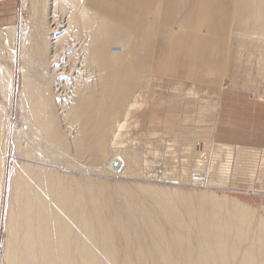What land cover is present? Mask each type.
Instances as JSON below:
<instances>
[{
    "label": "bare ground",
    "instance_id": "bare-ground-1",
    "mask_svg": "<svg viewBox=\"0 0 264 264\" xmlns=\"http://www.w3.org/2000/svg\"><path fill=\"white\" fill-rule=\"evenodd\" d=\"M27 1L35 30L26 40L27 20L22 25L25 69L17 87L12 67L0 65V206L5 182L9 186L1 264H264V206L256 215L250 205L207 190L217 179L210 173L223 170V179L230 164L220 168L204 157H231L234 148L218 141L212 151L203 145L201 154L188 143L164 142L153 155L163 153L162 161L176 163L167 170H177L158 176L151 141H143L166 123L180 138L182 124L198 115L185 107L206 94L215 102L231 79L229 67L233 75L243 70L244 84L256 89L254 100H264V0ZM58 9L67 10L65 16L56 18ZM4 30L0 47L8 44V50L15 33ZM72 33L80 35L71 42L79 45L73 51L79 61L63 55L49 59L54 66L47 68L43 56L51 54L52 61ZM15 96L19 125L11 127L6 112ZM136 96L169 100L179 117H160L161 129L147 137L117 138ZM260 146L252 148L264 155ZM68 153L84 159L83 170L138 182L62 174L64 162L55 154ZM153 178L203 190L142 183Z\"/></svg>",
    "mask_w": 264,
    "mask_h": 264
},
{
    "label": "rangeland",
    "instance_id": "rangeland-1",
    "mask_svg": "<svg viewBox=\"0 0 264 264\" xmlns=\"http://www.w3.org/2000/svg\"><path fill=\"white\" fill-rule=\"evenodd\" d=\"M24 8H26V10ZM12 11H13V13L11 14L12 16L6 20V22L4 24L5 26L1 27L0 29H2L1 32L4 33L5 28L13 27V33H15V43L13 44V48L9 47L8 50H6V49L10 45H8V44L1 45V47H0V65L5 64L8 66L10 65L12 67V69L14 70L15 86L17 87L19 85L21 71L24 68L22 66L24 60H22V58H21V50H20V48H21L20 47L21 46L20 45V43H21L20 42V38H21L20 36L22 34L21 31H22V27H23L22 25L27 24V28H25V31L27 29H29V32L26 31L28 36H30L31 34H32L31 36L34 35V30H35L34 28L35 27L31 23L32 20L29 16L30 15L29 12L31 11V6L27 0H19L17 5L15 6L14 10H12ZM57 11L58 12H55L56 18L61 17L62 15L65 16V13H67V10L58 9ZM26 20H27V23H26ZM24 23H26V24H24ZM31 25L34 27L33 30H32ZM30 32H31V34H30ZM39 32L40 31H38L37 34ZM42 32L43 31L41 30V33ZM35 33H36V31H35ZM43 33L41 34L42 37H44ZM28 36H26V40L32 38L31 36L30 37H28ZM78 36H80V35H78V34L74 35V33H72L69 37H67L66 38L67 41L64 40L66 43L64 42L65 43V44L63 43L64 46L62 44L63 48L60 49L61 54H60V51L58 49L57 50L58 52L56 51V53H58V54L55 53V57L52 58V61L50 58L51 54H50V57H47V58H45V55H44L43 61L46 63V66L51 64V63H49V59H50V62H52V63L57 62V60L60 59L58 57H62L63 55L65 56L68 54L71 55L70 56L71 58L69 60L74 61V62L76 61L75 63H77L79 61L78 60L79 54L77 52H73V51L76 50L77 46H79V45H75L79 41ZM42 37H40L41 38L40 42H42L44 40V42H42V43H45V41H46L45 37L44 38H42ZM2 40H3V38H2ZM73 41L74 42L76 41V43L71 44V42H73ZM68 46L70 48H68ZM73 46H74V48L71 49ZM64 47H66V48H64ZM58 48H61V46H59ZM63 49H65V50L63 51ZM68 49H70V50H68ZM2 52H3V54H2ZM45 53L47 55H49L48 54L49 50H47V52H45ZM11 54H13V55H11ZM10 55L12 56V58L10 57ZM59 55H61V56H59ZM243 55H244V58L247 59L245 56L246 55L245 52ZM49 66L47 68L50 69L51 67L54 66V64L53 65L51 64L50 67ZM228 70L230 72L229 76L231 79L227 78L228 80L227 79L225 80V85H224L223 89H221V91L219 92L218 99L217 100L215 99V102L213 101L212 96H209L208 94H206V95L201 96L202 98L200 101H191L193 103H191V105L185 107V111H187L186 110L187 108H190L192 114H194V113L196 114L198 112V115H197V117H195L194 120L191 119L192 121L190 123L182 124L181 133L182 132L183 133L181 134L180 138L179 137L178 138L172 137L171 130H169V127H168L170 124H168V123L162 124L163 121L157 123L159 121L160 117L164 118V116H165V118H168V120H172V121L176 117L177 118L179 117L178 114H175L174 112H170L171 106H169V103H168L169 100H167V101L155 100V99H151V96H150V98L144 97L143 100H141L142 98H137V96H136V98L133 99L134 100L133 102H135V105H134V108L132 110V114L130 115L131 118L129 117L127 124L122 129V131L119 133L117 138L129 139V138L140 137V136L147 137L148 136V130L152 131V129H154V128H155V130H157L162 124L163 127H161V128H162V130L164 129V131H160V132H162V135H165L164 138L157 136L158 134H161V133L159 131H156L155 133H157V134L155 136H153L151 134L150 135L151 137L149 136L150 138L143 140L144 142H147L148 140H149L148 142L151 141L150 145H147V146L149 147V149L151 146L150 150L152 153V157L155 158L153 160L156 161L154 164L153 170L158 171V172H155L156 174L153 173V175H158V176H160L161 173H166V172H168V173L174 172L175 173L174 170H177V168L175 169L172 167L170 170H167L170 168L169 166L175 167L174 165L176 163L166 164L164 161H162L161 155L163 158H165L163 153L161 154L160 152H158V153H156V155H153L154 154L152 152V151H154L153 149H155V150L159 149V151L162 150L163 147H161L159 144H163L164 142L175 143L177 145H180V148H181V147H183L182 144L188 143V144L193 146V150L195 151V153L199 152L201 154L203 153L202 152L203 151L202 150L203 145H207L208 149L210 151H212L213 142L220 141L221 143H225L227 145L232 146L234 148V151L231 152V157L229 156L230 159H229V157L224 156L225 154H223L222 156L221 155L220 156H214L212 154V152L209 153L210 156L209 155H206V156L202 155L203 157L205 156L204 158H207L206 159L207 162L212 161L215 163L217 160V166L220 168H221V165L224 164L223 161H226L225 166L230 164V165H228L229 169H227V166H226V170H227L226 176L224 174L226 172H222V174L224 175L223 179H221L222 177L220 179L218 178L219 175H221L220 174L221 171H223V170L219 171L220 173H216L213 171L210 173L209 179H211V175L214 176L213 178L216 177L217 179H214L213 181H211V185H207V182H206L207 179H206L205 183L207 185V190L215 192L217 195H227L229 197L236 198L240 202H243L247 205H250V207L254 208L256 215H263L262 210H263V206H264V155L261 154V151L259 149L252 148V147H257L260 145H261L260 147H264V105H262V104H264V100H262V101H255L254 100L253 96L255 94L256 89L252 86L253 84L249 85V87H248V85L244 84L246 81H244V79H243V77H244L243 76L244 75L243 70L240 69L239 72L235 73L234 75H233V70L231 67H229ZM177 78L179 79L180 83H183V84L186 83V81L184 79H181V77H177ZM168 81H172V80L168 79ZM180 87H183V86H180ZM184 87H186V86H184ZM257 90H260V92H261L262 88L260 89L257 87ZM160 99L164 100L163 97ZM149 100H151V101H149ZM160 102L164 103V104H161ZM140 103H142V104H140ZM195 103H197V104H195ZM181 106L182 107H180V108L184 109L183 107L185 105L181 104ZM16 107L18 108V104H17V97L15 96L14 100L12 101V106L10 107L11 109L8 110L9 109L8 108L7 112H6L7 114L9 113L8 118H9L10 125H12L11 127H18V125H19V116H18V112H17ZM173 107H175V106H173ZM178 108H177V110L180 113L181 109H178ZM159 111L162 113H159ZM163 111L165 112L164 115H162ZM181 114H183V112ZM184 115L185 114L181 115L180 117H183ZM161 128H159V129H161ZM185 130H187V131H185ZM69 135H70V133L66 134L65 137L69 138L71 136V135L70 136ZM7 137H8L9 141L12 138L11 134H9V132L7 133ZM236 147H238V148L243 147V149L241 150V148H240V150H239ZM70 154L71 153H68L66 155H64V154H57L56 155L55 154V157L57 156V158H58V160H56V162H58L60 160L59 162L65 163V164L63 163L62 166H58V171L62 174H67V175L74 176L77 178L89 177L92 179L103 180V181H107L110 183H114V182L136 183V182H138V180H135V179H126L122 176L111 175L109 172L107 173V172L101 171L99 173H96V172L92 173L91 171L88 172L85 169L83 170V168H80L82 166H79V163L80 162H81V164L84 163L83 162L84 159L83 158L78 159V160L74 159ZM203 154H205V153H203ZM63 157H65V158H63ZM70 157H71V159H70ZM214 157H217V158H214ZM12 159H13V156L8 154L7 160H6L7 164H8V166H7L8 174H9V171L11 170L10 166L12 165L11 163L13 162ZM159 159H160V161H162L161 165H160ZM224 159H226V160H224ZM75 160L78 162H75ZM228 161H230V162L228 163ZM73 162H75L76 164ZM220 163H221V165H220ZM156 165H157V167H155ZM177 165L179 167V164H177ZM98 166H99V168H101V165H98ZM166 166H168V167H166ZM159 171H161V173ZM249 171L250 172L252 171L253 173L252 172L250 173ZM248 174H250V175H248ZM251 174H252V176H251ZM7 177H8V175H7ZM131 180H133V181H131ZM143 180H145V179H143ZM139 182H141V181H139ZM146 182H147V184L165 185V186L167 185V187H172V188L178 187V188H181L183 190H203V187H201L200 185L199 186H190V184H188L186 182H185V184L184 183H180V184L177 183L176 184V182L164 180V182H166V183L160 184L161 183L160 180L153 178L152 181L147 179V181L145 180V182H142V183H146ZM201 183H203V182H201ZM8 190H9L8 183L5 182V185L3 188L1 206H0V219H1L0 220V256H1V252H2V244H3L4 239H5L4 226H3L4 220L3 219H5V216L7 213V205H8L7 201H8V197H9V191ZM0 264H1V259H0Z\"/></svg>",
    "mask_w": 264,
    "mask_h": 264
},
{
    "label": "crops",
    "instance_id": "crops-1",
    "mask_svg": "<svg viewBox=\"0 0 264 264\" xmlns=\"http://www.w3.org/2000/svg\"><path fill=\"white\" fill-rule=\"evenodd\" d=\"M19 0H0V28L5 26V22L10 18Z\"/></svg>",
    "mask_w": 264,
    "mask_h": 264
}]
</instances>
